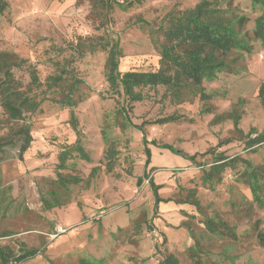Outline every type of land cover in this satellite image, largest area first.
<instances>
[{
    "label": "rangeland",
    "instance_id": "1",
    "mask_svg": "<svg viewBox=\"0 0 264 264\" xmlns=\"http://www.w3.org/2000/svg\"><path fill=\"white\" fill-rule=\"evenodd\" d=\"M197 1L143 0L128 9L116 7L108 15V24L100 25L102 19L91 13L90 0H8L9 7L0 18V50L28 59L43 80L53 69L52 60L69 54V43L77 36L103 33L119 40L121 71L153 69L159 55L141 21L155 26L169 11L190 8ZM222 6L235 16L246 17L250 51H234L229 55L236 58L232 69L203 81L210 95L207 101L187 94L181 102L173 103L161 98L163 89L159 87L158 92L150 91V98L136 102L130 114L137 124L170 114L184 116L179 121L146 124L145 135L177 151L197 154L196 163L149 144L150 164L144 171L141 132L113 127L119 164L114 173L106 172L100 163L104 148L100 129L104 116L111 114L116 104L104 77L105 52L86 53L73 63L84 80L74 95V111L81 142L91 160L74 157L63 172L76 173L87 183L73 185L63 206L46 208L42 200L48 198L54 184L57 152L64 143L75 140V133L68 123V108L49 100L42 102L40 111L26 115L33 140L23 159H18L16 145L0 152V244L17 252L21 244L41 250L38 256L17 264H83V260L158 264L169 253L179 264H264V248L255 238L264 204L252 200L248 185L229 167L212 187L200 178L198 163L207 167L213 159L206 152L209 149L237 155L254 165L264 163L261 147H247L239 133L233 132L231 118L214 120L218 114L234 111L244 133L252 127L264 129V100L258 96L264 80V47L251 33L260 10L250 0H223ZM14 72L24 83L28 80L25 71ZM227 138L232 139L217 145ZM95 165H100L97 175L89 176ZM149 177L160 185L162 198H171L160 202L156 210ZM189 188H195L201 211L176 202ZM204 217L224 220L230 231L208 232L201 221Z\"/></svg>",
    "mask_w": 264,
    "mask_h": 264
},
{
    "label": "trees",
    "instance_id": "2",
    "mask_svg": "<svg viewBox=\"0 0 264 264\" xmlns=\"http://www.w3.org/2000/svg\"><path fill=\"white\" fill-rule=\"evenodd\" d=\"M143 0H90L91 13L101 17L100 25H107L110 21L109 13L116 7L128 9L140 4ZM223 0H198L192 7L182 10H171L155 26L142 20L148 27L150 41L159 55L158 66L153 69H119L122 56L119 40L106 34L94 36H77L69 43V54L60 60H52V71L42 80L36 66L28 59L21 57L16 52L0 50V152L8 145H16L18 159L22 160L24 153L33 140L30 125L25 123L26 115L41 110L45 100L67 107L68 123L75 133L72 143H64L57 152L55 164V178L53 187L48 191V198L42 200L46 208L61 207L69 198V191L73 185L87 183L76 173H64L69 168V160L79 157L90 161L88 152L81 142L82 132L78 126V117L74 111L77 104L75 93L84 80L78 75L73 63L86 53L97 50L105 52L103 63L104 77L107 90L115 101V109L103 118L100 129L101 139L104 144L102 158L106 172L114 173V168L119 164V149L117 140L111 135L113 127L121 131L134 128L141 132V141L145 153V171L150 164L151 151L149 144L165 148L182 158L196 163L197 154H187L177 151L170 144H160L156 140H148L145 135L146 124H163L185 119L178 114H170L155 120H144L140 123L132 121L131 113L136 102H141L151 97L150 91L158 92L163 89L161 98H168L170 102H181L187 94L198 96L207 101L210 95L205 92L203 81L212 79L218 72L232 69L236 60L229 58L234 51H250L248 30L245 29L246 17L235 16L231 11L222 6ZM257 6L260 13L253 20L252 36L264 47V0H250ZM9 7L8 0H0V18ZM23 70L28 75L24 83L17 78L14 70ZM154 95V94H153ZM258 96L264 100V80L260 83ZM204 111H210L204 109ZM231 118L233 132L239 133L247 147L258 145L264 152V129L258 131L250 128L246 133L238 126L239 117L235 112H225L214 117L215 121ZM232 138L218 142V146L228 143ZM211 153L212 161L206 167H201V180L203 184L212 187L215 181L222 178V173L229 167L236 170L239 178L244 181L252 194V200L257 205L264 204V163L254 165L250 160L237 155L229 156L224 151L215 149L206 151ZM242 165L238 169V164ZM100 165L92 166L89 176L97 175ZM149 169H153L150 167ZM127 174H131L127 170ZM144 174H146L144 172ZM118 176V173H115ZM153 195L154 210L160 202L170 201L171 198H162L159 195L160 185L152 177L148 178ZM195 188H189L185 194L176 200L177 203L193 205L197 211L201 206L195 194ZM182 214H186L181 210ZM205 229L212 233L229 232V226L219 218L204 217L201 220ZM2 235H6L2 232ZM255 238L257 243L264 248V217L256 222ZM41 254L39 248H26L24 244L18 252L9 245L0 244V264H17L27 261ZM83 264H100L96 261L83 260ZM158 264H179V260L172 254L165 255Z\"/></svg>",
    "mask_w": 264,
    "mask_h": 264
},
{
    "label": "water",
    "instance_id": "3",
    "mask_svg": "<svg viewBox=\"0 0 264 264\" xmlns=\"http://www.w3.org/2000/svg\"><path fill=\"white\" fill-rule=\"evenodd\" d=\"M138 182H139V180H138Z\"/></svg>",
    "mask_w": 264,
    "mask_h": 264
}]
</instances>
